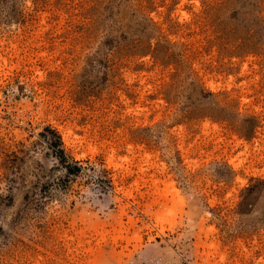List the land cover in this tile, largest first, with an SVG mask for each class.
Masks as SVG:
<instances>
[{"label":"rangeland","instance_id":"374dc122","mask_svg":"<svg viewBox=\"0 0 264 264\" xmlns=\"http://www.w3.org/2000/svg\"><path fill=\"white\" fill-rule=\"evenodd\" d=\"M0 264H264V0H0Z\"/></svg>","mask_w":264,"mask_h":264},{"label":"bare ground","instance_id":"6f19581e","mask_svg":"<svg viewBox=\"0 0 264 264\" xmlns=\"http://www.w3.org/2000/svg\"><path fill=\"white\" fill-rule=\"evenodd\" d=\"M167 217H168V216H167ZM162 220H163V219H162ZM162 220H161V221H162ZM164 220H166V219H164Z\"/></svg>","mask_w":264,"mask_h":264}]
</instances>
